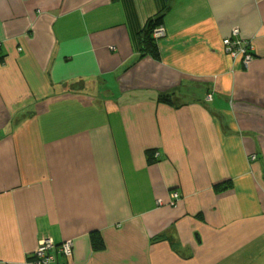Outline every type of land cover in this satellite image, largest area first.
Masks as SVG:
<instances>
[{"label":"crops","instance_id":"1","mask_svg":"<svg viewBox=\"0 0 264 264\" xmlns=\"http://www.w3.org/2000/svg\"><path fill=\"white\" fill-rule=\"evenodd\" d=\"M44 239L59 264H264V0H0V264Z\"/></svg>","mask_w":264,"mask_h":264},{"label":"built area","instance_id":"2","mask_svg":"<svg viewBox=\"0 0 264 264\" xmlns=\"http://www.w3.org/2000/svg\"><path fill=\"white\" fill-rule=\"evenodd\" d=\"M162 34V25H160L153 31V36L155 37H158ZM238 34V29H233L231 36L224 38L223 43L228 53H230L232 56H241L243 63L247 65L252 58V47L249 45L248 41L239 38ZM178 195L179 193L177 191H172L171 197L173 199L169 201V205H175V201ZM60 252L67 256H70L72 253V242L70 240H67L59 245H56L52 239H44L39 243L37 249L34 250L32 262L33 264H59L55 263L54 253Z\"/></svg>","mask_w":264,"mask_h":264},{"label":"trees","instance_id":"3","mask_svg":"<svg viewBox=\"0 0 264 264\" xmlns=\"http://www.w3.org/2000/svg\"><path fill=\"white\" fill-rule=\"evenodd\" d=\"M162 14H158L157 16H151L148 17L144 27L140 31L141 35V47L140 50H142V55L140 57L148 54L152 56L153 58L159 57V49H158V37H155L152 35V32L154 29L157 28V26L162 25ZM157 99L161 102L165 103H174V97L173 95H170L169 93H160L157 96ZM151 160V159H150Z\"/></svg>","mask_w":264,"mask_h":264}]
</instances>
